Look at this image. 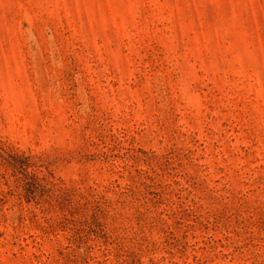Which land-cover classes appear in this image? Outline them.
I'll return each instance as SVG.
<instances>
[{
    "label": "rangeland",
    "instance_id": "rangeland-1",
    "mask_svg": "<svg viewBox=\"0 0 264 264\" xmlns=\"http://www.w3.org/2000/svg\"><path fill=\"white\" fill-rule=\"evenodd\" d=\"M0 264H264V0H0Z\"/></svg>",
    "mask_w": 264,
    "mask_h": 264
}]
</instances>
